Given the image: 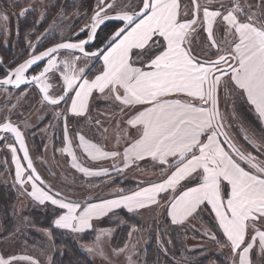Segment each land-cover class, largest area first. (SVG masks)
<instances>
[{
    "label": "snow or ice",
    "instance_id": "obj_1",
    "mask_svg": "<svg viewBox=\"0 0 264 264\" xmlns=\"http://www.w3.org/2000/svg\"><path fill=\"white\" fill-rule=\"evenodd\" d=\"M109 20L119 23L99 40L98 29ZM0 21L7 22L8 16L0 12ZM0 31L7 29L0 25ZM47 33L46 29L37 36V43L29 42L27 59L4 69L0 87L8 91V86L20 90L32 85L42 95V104L57 109L63 105L54 113L63 120L65 146L59 151L70 156L71 166L86 177L111 181L112 172L124 174L148 159L160 168V177L135 190L114 188L110 199L84 203L66 199L38 173L25 134L12 122L9 109L0 120V133L11 135L0 136V143L11 152L19 190L41 205L50 201L58 206L61 214L54 226L74 233L94 230L93 221L115 209L135 212L159 207L164 200L171 223L183 224L210 205L225 239L221 242L215 232L205 235L220 247H230L231 264H254L253 254L264 257V159L260 158L264 136L257 139L245 133L243 139L256 154L243 150L230 136L220 107L222 94L236 95L264 121V0H257L255 10L248 0H191V8L184 10L181 0H136L134 6L129 2L121 7L117 0H97L78 32L68 38L61 34L59 42L37 51ZM201 33H206L205 47L194 54V38ZM95 60L101 63L93 72ZM52 77L61 82L57 95L50 92ZM26 94V89L21 92ZM96 94L120 109L132 131L118 132L117 144L121 137L124 140L122 151H106L80 133L75 134L79 140L75 147L93 161L112 160L111 170L84 166L69 135V115L85 117ZM10 139L13 142L8 143ZM110 231L99 232L95 247L88 251L104 256L101 237ZM128 260L131 264V255ZM21 261L40 264L30 255H0V264Z\"/></svg>",
    "mask_w": 264,
    "mask_h": 264
},
{
    "label": "rangeland",
    "instance_id": "obj_2",
    "mask_svg": "<svg viewBox=\"0 0 264 264\" xmlns=\"http://www.w3.org/2000/svg\"><path fill=\"white\" fill-rule=\"evenodd\" d=\"M72 1L73 0H0V12L8 16L7 22L0 21V25L7 29L6 32L0 31V59L3 60V63L11 67L14 66L13 64L28 56L29 42L37 43L36 37L44 33L46 29L48 33L39 41L37 51L50 45L53 41H59L61 39V34L64 38H68L72 36L73 32H78L91 17L97 0H92L89 8L81 2L77 5L72 4L74 3ZM129 2L134 6L136 0H117V7H121ZM243 2L244 0H241V3ZM248 2L253 4V10H255L257 0H248ZM181 3L183 4L182 10H184V6H187L189 9L191 8V0H184V2L181 0ZM29 7H31V10L27 11L24 16L18 15L22 10ZM61 13H63V15H61ZM85 13H87V16L84 15ZM73 18L74 21L72 22ZM58 32L60 36L57 37L55 34ZM201 35H206V33H201ZM219 35L220 33L217 32V36ZM81 36L82 35H80V37ZM203 45L202 43L198 42L197 44V42H195V54H200L202 52L201 48ZM62 54L67 53L62 52ZM100 63L101 62L98 60L91 62L93 72L100 67ZM49 83L53 85V88L50 89L53 95H57L61 92L59 86L61 82L55 77L50 78ZM25 89L27 90V94L21 95V92ZM9 92L12 93L11 96H9ZM96 95L97 98L90 101V110L85 117L69 115V135L73 138V147L76 151L78 160L84 166L102 168L106 165L107 168H111L113 164L112 160L93 161L83 153L82 149L75 147L79 143L78 137H76L75 134L80 133L85 135L86 139L91 140L93 143L100 142L102 145L108 143L107 146L110 149L116 148L122 150L124 140L121 137V145H118L117 134L124 129H127L130 133L126 124L127 117L122 116L120 109L115 107L113 102L100 98L98 94ZM237 98L236 95L225 97L222 94L220 106L228 108L229 112L227 113V117L234 123L232 131L228 129L230 136L243 150L252 152L255 155V151L245 142L243 136L245 133L257 139L259 136L252 133L236 113L235 100ZM240 99L247 103L245 99ZM41 101L42 95L35 86L25 85L21 87L20 90L8 88V91L0 87V120L8 116L9 109H12L10 114L11 120L13 123L19 125L22 132H24L29 154L33 159L38 173L47 185H51L54 191L59 192L66 199L78 200L82 203L97 202L106 196L114 195V188L130 190L133 188V185L139 183L140 180L144 181L147 180L145 178H154L156 173L159 172L155 169L154 172L147 173L145 167H147L149 171L152 170L153 167H156L153 166L151 162L147 165L146 161H142L139 163L138 167L134 166L131 169L125 170L124 174L112 172L111 181L107 178L86 177L83 173L71 166L70 156L59 151V149L65 146L63 142V120L57 119L54 113L61 111L63 105L60 109H57L42 104ZM12 105H16V107L13 109ZM247 105L255 112L249 103H247ZM97 120L100 121L99 124L96 123ZM103 126L110 127L108 132H110L112 136L110 139L111 141L102 138L104 131ZM3 135L9 134L0 133V136ZM7 142L11 143L13 140L10 139ZM244 145L249 148L244 149ZM18 155H20L19 152ZM260 158L264 159V157ZM5 160H7V163H4ZM14 177L15 165L11 161V152L5 149L4 145L0 143V188L7 191H9V189L11 190L12 207L14 208V211H10L8 214L13 223L7 227L4 219L5 208H0V255H30L39 260L40 264H51L55 245L53 244L52 234L49 235V232L51 233V228L54 226L53 222L58 215L61 214V210L58 206L52 205L50 201H46L45 204L41 205L38 201H35L34 198L23 194L19 190V186L16 184ZM28 190H31L30 187ZM160 205L159 207L152 206L142 209L139 213L142 217L144 226L139 227L138 225H131L125 231V234H123V240L121 239L120 242L116 240L117 236L113 237L115 233L114 226L111 224L102 226L99 219L93 221L94 237L87 242H80L77 238V235L80 233L75 234L67 229L61 230L69 232L72 238H75L78 243L80 242V250L91 259L93 264H130L128 260L129 255L132 257L131 264H137L140 255L139 252H141L144 245H146L149 234L153 230V219H160ZM33 210L42 213L49 212L50 210V225L48 227H43V225L34 221L32 216H30V214L34 213ZM186 225L189 228H196L201 235H205V232L208 231V228L204 225L195 224L193 219H190L189 223H186ZM171 227L174 228L173 225ZM102 230L106 232L107 230H111L108 234L101 237V247L104 256L99 255L98 252L88 251V247H95L96 236ZM130 232L132 233L131 236H129ZM189 232L190 235H188L184 242L186 248L184 252L185 255L201 245H210L209 243L212 242V239H210L208 235L210 241L199 239V237L196 238L194 237V233L191 231ZM125 245L128 247L124 252L119 254L114 252L116 249L124 248ZM133 245H135L134 249ZM216 247H220L219 244H217ZM226 247L227 246L222 248ZM214 250L218 253L220 252L218 250L225 252L221 248H215ZM171 258L178 263H185L187 260V257L183 254L180 255V257L174 256ZM226 258L229 260L227 256ZM19 264H27V262L21 261ZM52 264H54V262H52Z\"/></svg>",
    "mask_w": 264,
    "mask_h": 264
},
{
    "label": "trees",
    "instance_id": "obj_3",
    "mask_svg": "<svg viewBox=\"0 0 264 264\" xmlns=\"http://www.w3.org/2000/svg\"><path fill=\"white\" fill-rule=\"evenodd\" d=\"M91 1L92 0H73L72 2L74 3L72 4L77 5L81 2L89 8ZM73 21L74 18L72 22ZM116 24L117 22L112 20L101 26L97 33L98 39L103 40L105 35L110 33L113 26ZM83 34L85 33L80 35L83 36ZM55 36H60L59 32L55 34ZM56 41H53V43ZM235 110L241 121L247 125L248 129H250L252 133L259 137L264 136V128L259 117L251 110L247 103L242 101L240 98H237L235 100ZM0 208H5V225L6 227L10 226L13 222L8 214L10 211H14V208L12 207V195L10 189L7 191L0 188ZM33 211L34 213L30 214V216H32L34 221L43 225V227H48L50 225V210L46 213L37 212L36 210ZM159 213H161L159 219L160 221L153 219V230L149 234V239L146 242V245H144L142 251L139 252L140 255L138 257L139 261L137 264H213L214 262V264H229V261L226 258V252L218 250L221 252L218 253L214 250L215 248H221L226 251L225 248L216 247L218 243H215L213 240L209 243L210 245H201L197 247V249L191 250L192 252H188L185 255L184 252L186 248L184 242L188 235H190L189 231L194 233V237L196 238L199 237V239L201 238L206 241H210V239L207 235L199 234L196 228H189L186 224H172L169 217L163 211H160ZM199 219H201L203 225L208 228V231L215 232L218 239H222L223 236L221 230L218 228L214 216L209 209L203 211ZM99 221L102 226H108L110 224L114 226L115 233L113 237L117 236L116 240L118 242L121 241L124 237L123 234H125V231L131 225H138L139 227L144 226L139 211L128 212L125 208L115 209L107 216L99 218ZM172 225L174 228L171 227ZM93 233V230H86V232L77 235V238L80 242H87L92 240V237H94ZM51 234L53 237V244L55 245L51 264L52 262H54V264H93L91 259L80 250V242L78 243L75 238H72V235L69 232L52 226ZM169 240H171V243H168ZM222 240L220 241L222 242ZM165 248L167 249V252L164 251ZM182 254L187 257L185 263H178L176 260L171 258L174 256L180 257Z\"/></svg>",
    "mask_w": 264,
    "mask_h": 264
},
{
    "label": "crops",
    "instance_id": "obj_4",
    "mask_svg": "<svg viewBox=\"0 0 264 264\" xmlns=\"http://www.w3.org/2000/svg\"><path fill=\"white\" fill-rule=\"evenodd\" d=\"M183 2H184V0H183ZM181 7H183V4L181 3ZM206 35H200L199 37H196V38H194V46H195V42H197V44H198V42L199 43H202L203 44V40H204V37H205ZM197 39H199V40H197ZM205 47V45H203L202 46V48L201 49H203ZM194 54H195V52H194ZM198 54V53H197ZM221 107V111L224 113V115H225V120H226V126H228V125H230V127H227V130L229 129L230 131H232V128H233V124L234 123H232L231 121H230V119L227 117L228 115H227V113L229 112V110H228V108L227 107H224V106H220ZM253 108V107H252ZM254 109V108H253ZM255 111V110H254ZM257 114V113H256ZM257 116H258V114H257ZM260 119V118H259ZM260 121H261V119H260ZM261 124H262V126H263V128H264V121H261ZM115 127V126H114ZM108 129H110V127H106V126H103V139L105 140H108V141H111L110 139H111V135H110V132H108ZM128 129L130 130V133H131V128H129L128 127ZM230 134V133H229ZM118 135V134H117ZM95 143V142H94ZM97 144H99V145H101L106 151H108V150H116V148H114V149H110L108 146H107V144L108 143H106V144H104V145H102V144H100V142H98ZM119 145H121V144H119ZM123 145H124V143H123ZM245 146V145H244ZM247 147V148H246ZM242 148V147H241ZM244 149H248L249 147L248 146H245V147H243ZM250 150V149H249ZM122 151V150H121ZM143 162H145V161H143ZM146 164L148 165V163H152L153 164V162L150 160V159H148V160H146ZM153 166H154V164H153ZM156 167V166H155ZM102 168H107L106 167V165H104ZM109 169H111V168H109ZM155 169H157L159 172H157L156 173V175H155V177L154 178H150V179H148V178H145V179H147V180H144V181H142V180H140L139 181V183H137V184H135V185H133V188L132 189H130V190H135L138 186H144V182H146V181H152V182H158V180H159V177H160V168H158V167H156V168H152V170H148V168L147 167H145V170L147 171V173H150V172H154V170ZM149 171V172H148ZM189 186H192L191 184H189ZM105 198H108V199H110V198H113V195L111 196V195H109V196H106ZM105 198H103V199H105ZM160 210H159V212L160 211H163L166 215H167V210H166V206H165V201L164 200H161L160 201ZM155 207H157V206H155ZM207 209H209L210 211H211V206L209 205V206H207ZM142 209H140V210H138L139 212L141 211ZM162 213V212H161ZM211 213L213 214V216H215V213L214 212H212L211 211ZM201 215H202V212L201 213H199L198 215H195L194 217H190L185 223H183L182 225H184V224H186V223H189V220L190 219H193L194 220V222H195V224H200V225H203V223H202V221H201V219H199L200 217H201ZM168 216V215H167ZM169 219H170V217H169ZM171 220V219H170ZM216 221V220H215ZM216 223H217V221H216ZM223 236V235H222ZM222 239H223V241H224V237H222ZM222 239H220V240H222ZM225 252H226V255H227V257H228V261H229V264H231V259H230V257H231V249H230V247L229 246H227L226 248H225ZM252 259H253V261H254V264H264V257H260V256H257V255H255V254H253V256H252Z\"/></svg>",
    "mask_w": 264,
    "mask_h": 264
},
{
    "label": "flooded vegetation",
    "instance_id": "obj_5",
    "mask_svg": "<svg viewBox=\"0 0 264 264\" xmlns=\"http://www.w3.org/2000/svg\"><path fill=\"white\" fill-rule=\"evenodd\" d=\"M108 22V21H107ZM107 22H105V23H107ZM117 22V21H116ZM119 22H117V24H118ZM103 26V25H102ZM99 30V29H98ZM85 34H86V32H85ZM85 34L82 36V37H84L85 36ZM82 37H80V38H82ZM93 43H95V41L93 42ZM52 44V43H51ZM43 49V48H42ZM41 50V49H40ZM24 59V58H23ZM22 60V59H21ZM20 60V61H21ZM18 63V62H17ZM17 63H15V64H17ZM15 64H13V65H15ZM7 67H9V66H6L4 63H3V66H0V77L1 76H3L4 75V69L5 68H7ZM11 67H13V66H11ZM41 67H42V64H41ZM23 86H25V85H22L21 87H23ZM1 88H3V87H1ZM8 88H11V89H14V88H12V87H9L8 86ZM22 131V130H21ZM9 135H11V134H9ZM18 148V147H17ZM18 152L20 153V151H19V149H18ZM21 155V154H20ZM22 157V156H21ZM24 162V161H23ZM25 163V162H24Z\"/></svg>",
    "mask_w": 264,
    "mask_h": 264
},
{
    "label": "water",
    "instance_id": "obj_6",
    "mask_svg": "<svg viewBox=\"0 0 264 264\" xmlns=\"http://www.w3.org/2000/svg\"><path fill=\"white\" fill-rule=\"evenodd\" d=\"M109 21H112V20H109ZM107 22V21H106ZM86 35H87V33L85 34V36L84 37H82V39L83 38H86ZM60 41V40H59ZM59 41H56V42H59ZM55 43V42H54ZM49 46H51V44L50 45H48V46H46V47H49ZM46 47H44L43 49H41V50H39V51H42V50H44ZM89 50H94V48L93 49H89ZM29 56V55H28ZM28 56H26L24 59H27L28 58ZM24 59H22L21 61H19L17 64H19V63H21V62H23V60ZM17 64H15L13 67H15ZM2 77V76H1ZM9 87H11V86H9ZM17 147H18V149H19V145L17 144ZM20 154H21V156H23V153L20 151ZM25 162V164H26V161H24Z\"/></svg>",
    "mask_w": 264,
    "mask_h": 264
}]
</instances>
